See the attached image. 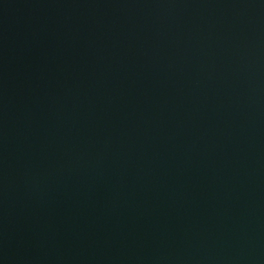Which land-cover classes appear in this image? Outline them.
<instances>
[{
  "label": "water",
  "instance_id": "water-1",
  "mask_svg": "<svg viewBox=\"0 0 264 264\" xmlns=\"http://www.w3.org/2000/svg\"><path fill=\"white\" fill-rule=\"evenodd\" d=\"M0 264H264V0H0Z\"/></svg>",
  "mask_w": 264,
  "mask_h": 264
}]
</instances>
